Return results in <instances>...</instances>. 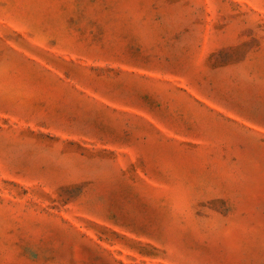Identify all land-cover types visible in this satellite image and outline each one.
<instances>
[{
  "label": "rangeland",
  "instance_id": "374dc122",
  "mask_svg": "<svg viewBox=\"0 0 264 264\" xmlns=\"http://www.w3.org/2000/svg\"><path fill=\"white\" fill-rule=\"evenodd\" d=\"M0 264H264V0H0Z\"/></svg>",
  "mask_w": 264,
  "mask_h": 264
}]
</instances>
